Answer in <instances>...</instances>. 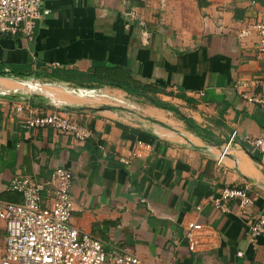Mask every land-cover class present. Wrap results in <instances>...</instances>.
Instances as JSON below:
<instances>
[{"label":"crops","instance_id":"1","mask_svg":"<svg viewBox=\"0 0 264 264\" xmlns=\"http://www.w3.org/2000/svg\"><path fill=\"white\" fill-rule=\"evenodd\" d=\"M43 1L31 40L0 31V61L46 73L123 66L174 109L110 85L1 74L0 197L19 202L14 177L46 179L65 167L74 175L72 224L106 248L149 264H264V234L248 233L264 213V160L244 139L264 135V110L244 98L258 92L264 58L254 31L240 35L264 0ZM59 108L71 109L93 137L81 143L24 126L26 117ZM226 185L247 188L255 207L234 202L224 213L208 202L197 210ZM188 221L209 227L197 251L184 237Z\"/></svg>","mask_w":264,"mask_h":264},{"label":"built area","instance_id":"2","mask_svg":"<svg viewBox=\"0 0 264 264\" xmlns=\"http://www.w3.org/2000/svg\"><path fill=\"white\" fill-rule=\"evenodd\" d=\"M43 0H0V31L7 34L22 33L29 40L33 38L36 22L43 15ZM252 4L257 5L256 0ZM132 8L130 16L137 17ZM251 24L240 35L254 31L258 38V50L264 58V7L260 6ZM142 39L145 43L150 32L144 20H140ZM257 93L245 94L244 98L264 110V68L257 77ZM15 112L23 110L22 105ZM27 128L49 127L73 136L83 143L93 137L91 128L80 123L71 109L59 108L48 113L33 114L25 118ZM234 132L219 159L221 162L229 146L234 141ZM245 143L251 151L264 160V135L245 136ZM72 171L57 167L49 178L41 179L29 175L13 178L11 188L22 193L19 202L0 197V264H149L123 248H106L98 237L78 229L72 224L74 200L71 185ZM256 197L247 188L226 185L202 200L197 205L201 210L208 202L227 213L230 204L237 203L242 210L255 207ZM184 237L191 251L201 245V235L209 227L201 222L188 221L184 225ZM252 236L264 234V213L249 224ZM242 255V252L239 253Z\"/></svg>","mask_w":264,"mask_h":264},{"label":"trees","instance_id":"3","mask_svg":"<svg viewBox=\"0 0 264 264\" xmlns=\"http://www.w3.org/2000/svg\"><path fill=\"white\" fill-rule=\"evenodd\" d=\"M18 75L28 76L35 75L41 77H48L52 79H59L66 82H71L82 87H94L101 85H110L121 88L131 94L143 98L151 102L153 105L173 110L174 107L163 102L155 95H150L149 90L158 91L154 86L144 85L140 81L134 79L128 68L123 66H108L97 63L93 66L90 72L85 73L71 69H54L51 73L32 71L31 67L11 65L0 61V75ZM163 91V89H159ZM186 121L192 131L198 132L197 126L191 119L186 118ZM205 134H203L204 136ZM206 136V135H205ZM207 137V136H206ZM13 201V200H12Z\"/></svg>","mask_w":264,"mask_h":264},{"label":"rangeland","instance_id":"4","mask_svg":"<svg viewBox=\"0 0 264 264\" xmlns=\"http://www.w3.org/2000/svg\"><path fill=\"white\" fill-rule=\"evenodd\" d=\"M162 2H163V1H162ZM162 5H163L164 7H166V5H167V4L165 5V3H162ZM22 77H23V76H22ZM41 79H43V78H41ZM49 80L51 81V80H52V78H51V79H49ZM52 81H54V80H52ZM52 81H51V82H52ZM47 83H49V82H47Z\"/></svg>","mask_w":264,"mask_h":264}]
</instances>
